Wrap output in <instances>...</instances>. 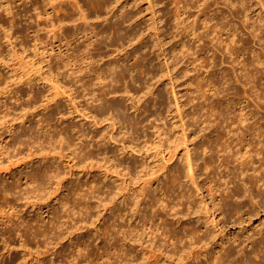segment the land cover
Instances as JSON below:
<instances>
[{"label": "bare ground", "instance_id": "1", "mask_svg": "<svg viewBox=\"0 0 264 264\" xmlns=\"http://www.w3.org/2000/svg\"><path fill=\"white\" fill-rule=\"evenodd\" d=\"M48 1V6L41 7L39 0H28L35 11L36 26L32 29L35 53L43 57L28 61L27 69L19 73L20 80L7 90L0 78V181L3 183L0 185V239L5 249L0 252V258L12 250L11 259L4 264H32L24 259L33 254L40 260L47 259L48 264H69L61 259L56 261L52 255L58 252L56 245L65 238L64 225L69 223L70 229L77 223L72 216L70 194H81L85 202L91 197H100V190L96 189L80 193L85 183L78 181V173L71 172L74 167L71 162L76 158L83 163L104 164L106 175L101 182L105 181L110 188L112 204L108 209L114 217L111 225L117 226L120 219L127 224L114 231V240L109 242L111 249L108 252L105 249L101 258L108 255L114 264L123 261L163 264L167 259L171 264H190L191 261L194 264H264V228L244 238L236 235L238 228H247L245 223L259 213L264 202V0H256V5L249 4L248 0H222L229 6L230 14L236 16L235 4L242 8L244 18L238 22L246 29L242 33L237 21L223 20L222 28H228L226 42L211 35L207 41L205 37L209 32L185 26L181 6L177 5L178 31L199 42L192 52V55L198 54L195 60L207 53V60L203 57L207 64L206 61L205 66L200 64L206 74L198 81L204 79L209 87L206 91L213 90L211 107L217 109L218 115L201 129L200 139L190 129L189 120L195 115L188 120L182 117V133L173 143L161 137L158 113L145 107L146 100L139 96L145 80L134 73V68H139L140 73H151L154 68L150 69L141 58L128 54L126 43L133 46L144 42L135 26H125L136 19L132 11L125 9L121 14H113L115 19L98 29L97 25L89 23V14L79 0L71 1L78 9V17L69 12L73 7H66L68 13L59 12L64 8L57 9L59 3ZM92 1L113 3V0ZM196 1L204 7L210 6V2H220ZM41 17L47 21L45 28L52 33V40L44 41L39 35L43 29ZM79 19L84 23L75 22L73 26L77 28L67 31L70 29L65 28L67 21ZM210 21H207L209 29L216 31L220 21L209 24ZM234 24H237L235 29ZM13 26L10 24L8 30ZM236 35L240 38L236 39ZM72 40L79 41L73 53L70 51L75 48ZM57 42L58 54L55 52ZM9 43L16 56L14 41ZM63 44L67 45L65 51ZM125 54L128 55L122 56ZM143 54L146 55L144 52L141 56ZM5 58L2 52L0 61L7 60ZM165 63L169 67L167 59ZM37 74L45 80L42 86L36 82ZM25 84L29 86L24 89ZM153 88L154 95L160 96L159 86ZM7 92L12 103L1 97ZM63 100L74 107L81 117L80 124H64L68 117ZM127 101L131 102L130 106ZM177 105L180 109L178 100ZM131 106L134 115L129 111ZM38 116L40 123L35 125ZM55 118L60 125L64 124L61 128L52 122ZM105 121L111 126L108 132H102L101 124ZM67 126L70 131L64 134L61 130ZM4 127L6 131L1 132ZM19 127L28 129L30 136L15 139ZM151 128L154 138H149ZM44 130L48 134L42 137L40 132ZM73 135L80 139L79 151ZM38 147L52 151L45 156L31 157ZM151 148H155L154 153L148 152ZM138 156L142 157L141 162L136 159ZM64 160H67L70 175L64 171ZM202 169L208 170L205 176ZM219 169L226 176L218 177ZM120 179L122 183L118 182ZM7 181L9 186L4 185ZM69 183L72 187L68 194ZM176 185L180 187L178 201L171 205L168 197ZM150 207H157L154 215L162 218V223L152 222L148 213ZM45 208L53 212L47 224ZM201 211L207 215L204 220L198 215ZM28 213L34 215L27 219ZM209 221L213 227L208 225ZM18 246L24 259L16 252ZM80 249L78 256L92 255L91 249L88 252ZM48 252L50 255L38 256Z\"/></svg>", "mask_w": 264, "mask_h": 264}, {"label": "rangeland", "instance_id": "2", "mask_svg": "<svg viewBox=\"0 0 264 264\" xmlns=\"http://www.w3.org/2000/svg\"><path fill=\"white\" fill-rule=\"evenodd\" d=\"M28 2V0H25ZM24 0H0V54L6 55L7 60L0 61V78L3 80L4 83V90H7L9 87L13 86L15 82L20 80V74L23 73L27 69V66H29L28 61L30 60H39L43 57V55L38 54L36 56L37 51L34 49V41H33V31L32 29L36 26V22H34L35 18V11L33 10L32 1L25 2ZM41 7L48 6L49 1L48 0H39ZM72 0H54L56 4H60V2H63L60 6L57 5V9H63L59 12L64 13L67 11V9L71 6ZM80 5L82 8L89 14V19L92 25H97L98 29L105 26L107 23H110L115 19L113 17V14H121V12H125L126 10H131L132 14H134L133 21H128L125 23V26H135V31L138 34L142 35L143 43L141 44H134L132 46L127 44V48L129 50V55L133 54L134 58L138 57V59L141 58V62H145L146 65L149 66V68L153 69L151 73H148V71H144L141 73L140 70H137L139 68L135 67L134 73L139 75L145 80L144 87H142V91L139 96L141 98L145 99L146 102L144 103V106L147 108H150L151 111H153L156 115L158 113V116L160 117V124L162 128L160 129L161 137L164 138V140L168 143H173L175 140L178 139L180 134L182 133V117H185L187 120L188 118H191L193 115H195V118H191L189 120L190 129L193 130V135H196L198 139H200V136H198L203 128L207 125L208 120L211 118L217 117L218 113L216 112L217 109H214L211 107V100L213 97L211 96L213 93V90L209 91L206 89H209L208 84L205 83L204 79L199 83L198 80H201L203 75L206 74L204 69L202 68L207 64V58L205 53L203 57L206 58L200 60H195V57L198 56V54H193L192 52L196 49V45L199 44L193 36H189L187 34H183L182 32L178 31L177 28V19L175 17V14L177 13V5L181 6L180 11L182 13V16L184 18V24L185 26L193 27L194 29L198 31H203L208 33L209 36L205 37L208 41L210 38V35L212 37H218L220 40L227 41L226 37L228 36V28H222V22L226 21H233L238 24L232 25L239 26L240 30H243L244 27L240 23L241 17L243 16V10L242 8L235 6L234 9L236 12L235 14H230L229 6L220 0L219 4L210 2V6L204 7L203 5L199 6V3L196 0H113L109 3H103V4H96V2L92 0H79ZM256 0H248V3H255ZM180 2L179 4H177ZM31 4V5H30ZM51 5V4H50ZM49 5V6H50ZM217 5H220L217 7ZM32 6V7H31ZM124 7V8H123ZM128 7V9H127ZM217 7V8H216ZM238 7V9H237ZM10 8V9H9ZM113 8V9H112ZM211 8H216L213 11L209 12ZM220 8V9H219ZM9 11H8V10ZM11 10V12H10ZM13 10H16V12H12ZM66 10V11H65ZM70 13H74L75 17L79 16L78 9L70 8L68 9ZM238 10V11H237ZM130 11V12H131ZM109 12V13H108ZM14 13V15H13ZM16 13V14H15ZM63 15L65 16V14ZM68 13V11H67ZM66 13V14H67ZM69 13V14H70ZM240 13V14H239ZM253 13V12H252ZM257 13V12H254ZM19 14V15H17ZM257 16V14H254ZM14 16L16 18H14ZM68 16V15H67ZM234 16V17H233ZM236 17V19H235ZM33 18V19H31ZM234 18V19H233ZM12 20L14 22H12ZM41 28L39 31V35L41 36V39L44 41L52 40V33H48L47 27L45 28L46 20L44 17L40 18ZM81 20V21H80ZM208 20H211L209 24L216 23L218 20L219 26L216 27V31L213 29H209L208 26ZM216 20V21H215ZM17 23H16V22ZM39 21V20H38ZM69 21V20H68ZM67 21L66 29L70 28L67 31L75 30L77 27L73 26L76 23H84L82 19L78 20H70ZM74 21V22H73ZM228 21V22H229ZM240 21V22H238ZM76 22V23H75ZM129 23V24H128ZM221 23V24H220ZM232 23V22H231ZM10 24H14L13 30L10 29ZM20 24V25H19ZM19 25V26H18ZM222 25V26H221ZM68 26V27H67ZM70 26V27H69ZM221 26V27H220ZM71 27H74L71 30ZM15 28V29H14ZM64 28V30H66ZM243 28V29H242ZM22 29V30H21ZM225 29V30H224ZM8 30V31H7ZM15 30V31H14ZM31 30V31H30ZM20 31V32H19ZM245 30L242 31L244 33ZM8 32V33H7ZM61 32V31H60ZM12 38H9L10 35ZM49 34V36H48ZM51 34V35H50ZM248 33L245 34V36ZM8 35V36H7ZM241 35V33H240ZM240 35H236V39H239ZM12 39L14 41V45L16 48V56L14 52L12 51V45L9 43ZM10 40V41H9ZM73 41V47L71 48V52L73 53L75 49L77 48L78 42ZM71 41V42H72ZM224 42V43H225ZM58 43H56L55 52L58 54L60 51V48L58 47ZM254 44V43H253ZM62 50L67 49V45H62ZM74 49V51L72 50ZM144 49L145 54L141 56ZM58 50V51H57ZM137 50V51H136ZM142 50V51H141ZM36 51V53H35ZM141 51V54H140ZM135 52V53H134ZM128 54L122 55L127 56ZM221 54V53H219ZM222 55V54H221ZM219 55V56H221ZM248 55V53H247ZM246 55V56H247ZM141 56V57H140ZM22 57L26 59V61ZM34 57V58H32ZM146 57V58H145ZM223 57V55L221 56ZM219 57L221 60L222 58ZM242 57V56H241ZM132 58L134 61L136 59ZM244 58V56H243ZM145 59V60H143ZM153 61H152V60ZM169 61V67H167L165 60ZM32 60V61H33ZM151 60V63H150ZM195 60V61H194ZM133 61V62H134ZM206 61V62H205ZM201 62V63H200ZM205 64L203 65V63ZM21 63L23 65H21ZM153 63V64H152ZM200 64L202 67H200ZM154 67H153V66ZM229 64H221L220 66H228ZM156 68V69H155ZM24 70V71H23ZM204 72V73H203ZM20 73V74H19ZM19 74V76H18ZM37 77V84L38 86H42L45 80L40 79L39 74L36 75ZM202 77V78H199ZM206 82H210L206 79ZM203 84V85H202ZM154 85L159 86V92L161 93L160 96L154 95ZM207 85V87H206ZM28 84L23 85L22 88L28 87ZM45 89V87H44ZM205 91V92H204ZM209 93V95H208ZM10 93H4L1 94V97L3 99L7 100L9 103H12L11 98H9ZM177 100L180 104V109H178ZM92 102L93 99H90ZM62 102H65L64 112L66 111V115L68 117L67 121L64 123L71 124L75 123L76 125L80 124L81 117L78 116V114L75 112L74 107L67 101L63 100ZM94 101L93 103H95ZM98 102V101H97ZM195 104V105H193ZM127 105L130 106L131 102L127 101ZM55 111V109H54ZM129 111L132 115L135 114L134 108L131 106L129 108ZM195 111V114H194ZM150 112V111H149ZM11 118V117H9ZM39 116L36 120H34V124L39 125ZM53 123L56 122V124L61 128L63 125H60V121L56 118L52 121ZM28 125L30 122L27 123ZM102 132H108L111 130V126L105 122L101 124ZM18 134L15 137V139H24L26 137L30 136V131L28 129L18 128ZM70 128L64 127L61 131L64 134H67L70 130ZM202 129V130H201ZM224 129V127H222ZM154 129L149 130V138H154ZM6 128H2L1 132H5ZM60 131V130H59ZM53 132V133H58ZM67 132V133H66ZM47 133L46 130L40 132V135L44 137ZM74 141L78 142L77 148L80 145V139L77 135H73ZM157 139V143H160ZM54 151H58V148L53 149ZM79 151V148L77 149ZM155 148H151L148 150V152L154 153ZM50 151H52L49 148H42L38 147L36 151L32 154L31 157L37 158L40 156H45L50 154ZM53 151V152H54ZM211 151L205 156H208ZM69 153V152H68ZM154 155L152 154V158ZM138 162L142 161V157L138 156L136 157ZM68 160H71V156L68 158ZM74 167L72 168V171L75 175V173L79 174V180L85 185L82 188V191L80 193H86L88 191H91V189L100 190L99 192V199L92 198L89 202H85L82 197H80L81 194H74L71 193L70 196L72 197L70 205L73 209V218L77 221L76 225L73 227H70V229L67 227L69 223L65 224L63 227V230L67 232L65 233V238L60 242V244L56 245L58 252L55 255H52V257L56 258V261L59 259L65 260L66 262L75 263V264H114L112 260L109 259L108 255L101 258V253L104 252L106 249L107 252L111 249L110 243L113 242V235L114 231L122 227L125 228L127 224L124 219L118 220L117 226H112L111 223L114 220L113 215L111 214V210L108 209V207L112 204L110 201V188L105 185V181H102V178H104L106 175V169L103 163H83L78 161L76 158L75 160H72L71 162ZM64 171L68 172V175H70V169L67 163V160H64ZM253 169L250 170V172ZM210 171V169H209ZM208 170L202 169V174L205 176ZM217 176H226V173L224 171H221L220 169L217 172ZM246 176V175H244ZM10 180H13L11 177ZM108 181V178H107ZM120 179L118 182H121ZM10 182H4L5 186H9ZM0 185L3 186V183L0 181ZM67 192L70 193L71 184H67ZM179 185H176L173 190L170 192L171 196L168 197V201L171 203V205L175 204L178 201V191H179ZM98 192V191H97ZM180 207V206H179ZM108 209V210H107ZM157 207H150L148 209V213L151 216V220L156 221L158 223H162V218L158 219L157 216L154 215L156 213ZM34 214L28 213L27 219H30ZM201 217V220H204L207 215L205 212L201 211L198 214ZM44 216L47 217V221L45 224L48 223V220H51L53 217V212L47 210L45 208ZM212 221L208 222V225L210 227H213ZM247 225V228L245 230H236V235L238 234L240 238H244L247 234H252L255 232L260 231L262 228H264V202L263 206L260 209L259 213L253 217L252 220L247 221L245 223ZM122 225V226H121ZM163 226L165 223L162 224ZM107 239H110L107 241ZM108 242V243H107ZM2 241L0 239V252L4 251L5 249L2 246ZM19 247V246H18ZM219 247V246H218ZM83 249V252H88V250L91 249L92 255L90 257H87V255L84 256H78L77 252L79 249ZM45 249V248H43ZM80 249V250H81ZM220 249V247L218 248ZM19 255V258H23V251L18 248L16 251ZM12 250L11 253H6V256H4L3 259L0 258V264H4V262L9 261L12 257ZM50 255V252L48 253H40L38 256L42 255ZM15 255V253H14ZM37 254H33L31 256H27L26 259H24L25 262H30L32 264H48L47 259L46 260H40L36 256ZM133 255V253H132ZM43 257V256H42ZM49 257V256H48ZM92 260V261H90ZM169 261V262H168ZM192 262V263H191ZM190 264H194L193 261H191ZM119 264H127V261H123ZM163 264H171L170 259H167ZM177 264V262H176ZM204 264V263H202Z\"/></svg>", "mask_w": 264, "mask_h": 264}]
</instances>
